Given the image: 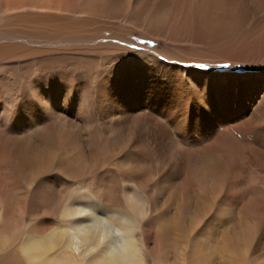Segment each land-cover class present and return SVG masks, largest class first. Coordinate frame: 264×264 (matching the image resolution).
I'll return each mask as SVG.
<instances>
[{
	"label": "rangeland",
	"instance_id": "rangeland-1",
	"mask_svg": "<svg viewBox=\"0 0 264 264\" xmlns=\"http://www.w3.org/2000/svg\"><path fill=\"white\" fill-rule=\"evenodd\" d=\"M244 4L240 28L227 32L222 39L208 38L207 41L170 39L168 33L165 36L147 34L128 26L125 29L116 18L101 16L94 21L93 27L84 24V33L75 35L74 41L61 44L55 38L42 40L28 31L19 34L22 28L11 27L7 19L0 20V26L9 33L8 38L0 35V51H11L10 56H24L34 51L60 56L52 69L42 66L43 55L35 57L32 65L12 57L0 62L3 69L0 73L4 76L17 82L34 81L43 90L38 95L19 94V107L23 103L31 111L30 116L20 115L21 108L17 107L15 115L8 118L0 108V128H4L8 118L12 128L6 131L7 136L20 140L35 134L39 128L47 129L51 123L75 132L80 142L78 150L96 165L93 174L84 184H79L53 168L34 180L45 190L52 184L56 190H62L59 195L65 198L75 191L86 192L87 187L95 195L109 188L122 196L138 179L153 195L152 213L144 223L151 264H184L185 259L170 253L169 247L161 250L155 236V223L165 216L170 219L176 210L169 185L181 183L185 177L181 172L183 164L195 165V156L217 135L222 136L224 129L230 130L241 146L252 144L264 151L262 141L257 139L250 143L243 135L246 128L257 134L264 133V6L257 9L249 0H244ZM92 28L96 29L93 33ZM14 34L25 37L14 42ZM7 45L11 48L4 49ZM15 91L18 92L16 86ZM91 143L99 146H94V152L89 153ZM23 147L27 149L28 146ZM69 148L72 146H64L62 151H69ZM98 159L99 163L95 164ZM239 160L232 168L236 173L232 174L242 172L256 176L255 186L264 194V171L247 156ZM66 179L68 186L59 187ZM184 180L190 183L191 179ZM253 188L254 184L248 180L245 189L250 195L254 193ZM229 190L219 192L221 196L217 197L212 209L217 210L219 204H224L222 207L228 215L238 221L245 201L236 190ZM213 213L215 215L214 211L205 215L199 226L203 237L213 232L207 228L211 223L217 221L219 226L224 225ZM55 220L38 204L28 210L20 222L23 226L42 223V229L63 225L59 218ZM258 224L257 240L264 236L261 234L264 219ZM224 228L226 226L214 233ZM27 231L28 228L23 235L22 230L14 233L17 242L24 239ZM257 245L251 243L244 264L261 260L264 242L260 247ZM186 260L190 262L189 254ZM217 261L219 258L213 257V263Z\"/></svg>",
	"mask_w": 264,
	"mask_h": 264
},
{
	"label": "bare ground",
	"instance_id": "bare-ground-1",
	"mask_svg": "<svg viewBox=\"0 0 264 264\" xmlns=\"http://www.w3.org/2000/svg\"><path fill=\"white\" fill-rule=\"evenodd\" d=\"M249 1L257 9L264 6V0ZM244 6V0H0V20L7 19L11 27L22 28L19 34L28 31L42 40L55 38L61 44L74 41L75 35L84 33V24L93 27L94 21L101 16L116 18L125 29L128 26L147 34L165 36L168 33L170 39L207 41L208 38L222 39L227 32L238 30L243 23ZM2 27L0 35L8 38V30ZM95 31L92 28V33ZM24 37L14 34L13 41H21ZM8 47L11 48L10 45L3 48ZM10 55L11 51H0V62L12 57L32 65L35 57L43 55L42 66L52 69L60 61V56L45 51ZM33 82H17L0 73V108L6 117L19 110L20 93H42L40 86ZM22 104L20 115L30 116L31 111ZM8 118L4 128H0V264H151L144 223L152 213L153 195L143 184L137 179L122 196L109 188L95 195L87 187L86 192L75 191L69 198L60 196L62 190H56L52 184L45 190L34 180L48 169L55 168L71 180L84 184L96 165L78 150L80 142L72 129L51 123L47 129L39 128L35 134L20 140L7 136L6 131L12 128ZM222 134L201 149L195 156V165L183 164L180 170L185 177L179 185L174 182L169 185L176 210L170 219L165 216L155 223V236L161 250L169 247L170 253L185 259L184 264H244L251 243L256 242L260 247L264 242V236L257 240L256 232L258 221L264 219V194L255 186L256 176L242 172L232 174V168L241 156L252 159L253 164L264 171V151L252 144L241 146L228 129ZM243 135L250 143L258 140L264 143L263 132L257 134L246 128ZM23 146L28 147L24 149ZM64 146H72V149L63 152ZM94 146L99 144L91 143L89 153L94 152ZM99 159L93 160L94 163H99ZM186 177L191 179L190 183L184 180ZM248 180L254 184L253 196L245 189ZM67 183L68 179L57 186L62 188L68 186ZM227 189L236 190L235 193L245 201L238 221L228 215L222 207L224 204H219L217 210L212 209L217 197L221 196L219 192ZM38 204L54 216V222L59 218L63 225L42 229V223L36 222L23 226L25 213ZM211 211L224 225L219 226L212 220L216 223L207 226L213 232L206 238L200 233L199 226ZM224 226L226 229L220 232ZM27 228L24 239L17 242L14 233L22 230L23 235ZM218 229L220 231L215 234ZM188 254L189 263L186 260ZM213 257L219 261L213 263ZM253 263L264 264V255Z\"/></svg>",
	"mask_w": 264,
	"mask_h": 264
}]
</instances>
